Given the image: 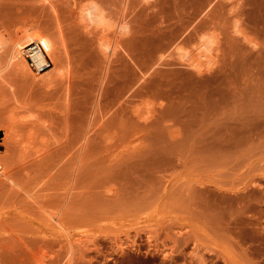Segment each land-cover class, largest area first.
<instances>
[{
    "label": "rangeland",
    "instance_id": "obj_1",
    "mask_svg": "<svg viewBox=\"0 0 264 264\" xmlns=\"http://www.w3.org/2000/svg\"><path fill=\"white\" fill-rule=\"evenodd\" d=\"M85 1L0 0L62 70L0 75V264H264V0H94L128 26L111 57Z\"/></svg>",
    "mask_w": 264,
    "mask_h": 264
},
{
    "label": "bare ground",
    "instance_id": "obj_2",
    "mask_svg": "<svg viewBox=\"0 0 264 264\" xmlns=\"http://www.w3.org/2000/svg\"><path fill=\"white\" fill-rule=\"evenodd\" d=\"M46 1H48V0H46ZM122 13H123V10H122ZM77 14H78V18H79L80 23H82L81 25L84 27V30L89 32V31H91L89 29H93V28L99 29L101 36H100V39L98 41L99 42L98 45L101 46L100 48L103 49L102 52H103L104 56H105V54H106V56H109L110 53L113 52V49L115 46V43H114V46L111 43L112 38L111 39L109 38L110 41H108V40H106L108 38L104 37V35L110 31H113L112 33H115L118 31L119 34H123L122 32L124 31V33H126L127 32L126 29H128V26L126 25L127 23L125 21H124V23H125L124 24L120 20H116V19H118V17L116 19H114L116 21H112L113 19L111 20L109 17H107L104 13V10L94 0H89V1H85V2L81 3L78 6ZM120 16H121V14H120ZM90 27H93V28H90ZM25 29H24L25 32H24V34L22 33L23 35H21V37L19 35L18 38L16 37V38H14L15 40L12 39V41H9V40L6 41L4 38H2L3 35L0 34V52L5 51V50L7 51L6 62L4 63L3 66H0V75L5 68L12 66V65H14L17 69L24 70V71L26 70V72H30L31 69L29 70V68H30L31 63L34 64L37 67V69H41L42 66L45 64L46 56L49 57L50 60L53 62V64H55V66H56V64H57V58L55 56V54H56V43H54V38H52V35L48 34L47 32H43V31L39 30L32 23ZM31 42L39 43L41 48L39 51H35L34 53L31 54V62H30L29 59L26 57L25 52L27 51L26 47ZM114 42H115V40H114ZM213 42H214V37L212 36L211 33H209V32L200 33V35L198 36V41L194 45L195 46V53L197 55V59H196L197 61L196 62L194 61V63L192 62V66L198 68V70L201 69L200 67H203L202 66L203 63L201 61L204 59H205V63L203 64L204 67L210 66L211 62H210V59L208 58V53L211 49ZM177 47H178L177 50L179 53V58L191 59V61H192V58L189 56L190 52H188V50L186 51L185 48H181L180 45ZM114 51H115V49H114ZM111 56L112 55H110V57ZM54 68H56V67L51 66V67L45 69V71H43V72L41 71L42 73H40V74L36 71L37 74L34 75L36 77H35V80L34 79L33 80L34 81H36V80H39V81L48 80V81H50L49 78L50 77L52 78V75H53L52 72L54 73ZM27 70H29V71H27ZM60 72H62V70L58 66L56 68L54 74L56 75L58 73L57 75H59ZM30 73H31V75L35 74L32 72V70ZM34 76L32 75L33 78H34ZM7 119L10 122V125H9L10 128H12L9 130H11L14 134L15 131L17 132L16 128L13 125V122L16 121V119L13 116V113L11 111L7 114ZM20 119L23 120L22 118H20ZM12 132H10V133H12ZM15 134H14V136H15ZM17 134H18V136L20 135L19 133H17ZM15 138H17V136H15ZM19 140L20 139H18V141ZM2 161L0 160V173L3 174V176H6V174H8V173L3 172L4 169H2V167H3ZM8 176L9 175H7V177ZM48 212L46 213V214H49V217H47V220L50 219V221L54 220L57 223L60 222V220H59L60 218L57 217V214H58L57 211H55L56 213L50 212V211H48ZM70 250L71 249H69V252H70ZM69 252H67V253L69 254ZM40 259H41L40 261H42V258H40ZM42 262H39V263L42 264ZM64 263H66V262H63V264Z\"/></svg>",
    "mask_w": 264,
    "mask_h": 264
},
{
    "label": "built area",
    "instance_id": "obj_3",
    "mask_svg": "<svg viewBox=\"0 0 264 264\" xmlns=\"http://www.w3.org/2000/svg\"><path fill=\"white\" fill-rule=\"evenodd\" d=\"M40 48H41V47H40V44L37 43V42H31V43L26 47L27 51L25 52V55H26L27 58H29L30 62H31V54L34 53L35 51H39ZM31 64H32V63H31ZM51 64H52V61L50 60L49 57L46 56V58H45V64L42 66L41 69H37V67H36L34 64H32V66H33L34 68H36L38 71H43V70L49 68V67L51 66Z\"/></svg>",
    "mask_w": 264,
    "mask_h": 264
}]
</instances>
